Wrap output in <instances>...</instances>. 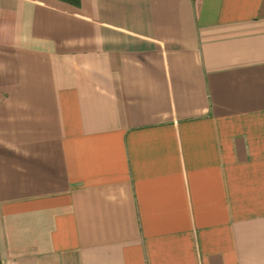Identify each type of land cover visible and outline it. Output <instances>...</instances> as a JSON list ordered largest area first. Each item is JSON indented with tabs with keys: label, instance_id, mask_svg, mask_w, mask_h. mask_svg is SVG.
<instances>
[{
	"label": "crops",
	"instance_id": "1",
	"mask_svg": "<svg viewBox=\"0 0 264 264\" xmlns=\"http://www.w3.org/2000/svg\"><path fill=\"white\" fill-rule=\"evenodd\" d=\"M0 264H264V0H0Z\"/></svg>",
	"mask_w": 264,
	"mask_h": 264
},
{
	"label": "trees",
	"instance_id": "2",
	"mask_svg": "<svg viewBox=\"0 0 264 264\" xmlns=\"http://www.w3.org/2000/svg\"><path fill=\"white\" fill-rule=\"evenodd\" d=\"M62 1H65V2H68V3H72V4H77L78 3V0H62Z\"/></svg>",
	"mask_w": 264,
	"mask_h": 264
}]
</instances>
